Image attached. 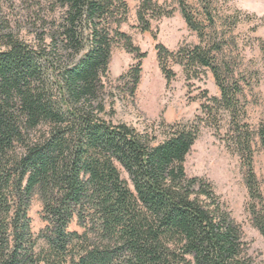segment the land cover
I'll list each match as a JSON object with an SVG mask.
<instances>
[{
    "label": "trees",
    "instance_id": "16d2710c",
    "mask_svg": "<svg viewBox=\"0 0 264 264\" xmlns=\"http://www.w3.org/2000/svg\"><path fill=\"white\" fill-rule=\"evenodd\" d=\"M129 1L0 0V264H260L213 183L185 167L201 126L220 130L224 119L251 221L264 237V184L254 169L264 117L256 126L247 121V92L260 83L239 68L227 33L239 12L177 0L199 43L177 50L156 43L161 68L169 81L170 63L196 77L209 69L220 95L204 91L202 114L163 122L159 137L107 111L104 78L115 47L138 59L117 79L130 97L146 56L121 29ZM135 1L139 29L157 39L153 22L175 9ZM35 196L45 222L38 233Z\"/></svg>",
    "mask_w": 264,
    "mask_h": 264
},
{
    "label": "rangeland",
    "instance_id": "374dc122",
    "mask_svg": "<svg viewBox=\"0 0 264 264\" xmlns=\"http://www.w3.org/2000/svg\"><path fill=\"white\" fill-rule=\"evenodd\" d=\"M173 7L171 16L154 21L152 32H142L137 22V1L130 0V12L121 29L132 37L146 56L142 60L140 83L135 96L124 94L117 81L138 59L134 53L123 46L113 50L109 65V77L104 78L107 111L114 109V121L123 122L140 132H150L161 137L160 126L163 122H190L201 115V104L205 101L203 92L208 96H219L220 90L209 69L196 77L186 74L182 65L170 63L174 77L169 81L159 62L156 43L165 45L169 50L181 46L199 43L197 34L192 31L180 10L177 0H157ZM196 5L199 0H186ZM222 10L224 16H233L239 12L235 27L227 30L235 38L233 55L241 70H251L259 86L247 92V121L256 126L264 117V0H211ZM108 116V115H107ZM226 121L221 122L217 130L211 124L201 126L200 135L186 157L185 167L189 176H201L209 179L216 193L221 197L232 217L241 225L248 253L260 264H264V237L251 221L249 194L244 182V170L240 157L227 145ZM254 169L259 181L264 184V153L255 148ZM123 176H127L123 173ZM43 205L35 196L30 208L32 228L38 233L44 226ZM72 227H75L73 223Z\"/></svg>",
    "mask_w": 264,
    "mask_h": 264
}]
</instances>
